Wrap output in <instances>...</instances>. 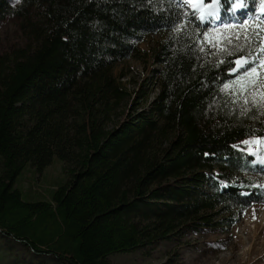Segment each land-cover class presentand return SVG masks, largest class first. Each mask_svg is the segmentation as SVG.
Masks as SVG:
<instances>
[{"label": "trees", "instance_id": "16d2710c", "mask_svg": "<svg viewBox=\"0 0 264 264\" xmlns=\"http://www.w3.org/2000/svg\"><path fill=\"white\" fill-rule=\"evenodd\" d=\"M244 4L240 14L261 7ZM225 8L200 24L180 0H0V30L16 21L0 47V264H110L264 205V163L243 151L250 141L264 153V122L231 110L224 86L239 56L217 59L201 37ZM154 34L147 102L112 69L141 59ZM54 157L69 180L49 201L23 200L16 179Z\"/></svg>", "mask_w": 264, "mask_h": 264}, {"label": "rangeland", "instance_id": "374dc122", "mask_svg": "<svg viewBox=\"0 0 264 264\" xmlns=\"http://www.w3.org/2000/svg\"><path fill=\"white\" fill-rule=\"evenodd\" d=\"M182 5L187 9L189 6ZM231 0H226L225 15L221 19L212 24L211 29H223L225 24L241 25L245 21V28H252L258 35L253 38L250 44L240 41L244 44L241 51H234V46H228L232 54L218 53L214 49L215 58L219 59L223 56H245L252 63H258L261 55L260 49L264 47V40L259 37L264 33L259 32L257 24L258 19H264V7L261 6L258 11H252L246 14L242 12L240 15L231 9ZM231 13H228V11ZM239 10H243V7ZM256 17L257 20H250V17ZM212 20V19H210ZM16 21L8 20L0 30V47L10 44L15 35ZM210 29V30H211ZM233 31H241V29H223L224 33L230 34ZM222 33H214V38H219ZM246 35V33H245ZM161 40L159 35H149L142 43L138 45L141 59L139 57H131L123 62L116 64L112 73L113 76L125 87L127 92L132 93L138 85L143 84L145 92L149 93L147 102L152 101L157 95L156 78H151L149 73L148 57L157 47ZM147 60V61H146ZM230 74L231 71L229 72ZM235 74L230 82L240 75ZM225 97L232 111L238 115L244 116L252 121L260 120L264 122V97L260 95V89L256 91L249 103H244L240 92L235 87L225 89ZM126 111L125 106L118 110V113ZM248 156L252 157L253 164H263L264 153L256 148L255 143L247 144L243 149ZM251 153H255L254 155ZM69 180V175L64 171L63 163L57 158H53L49 166L43 171L36 173L31 166L24 168L22 173L16 179L15 187L19 190L23 200L49 201L52 192L56 188L63 185ZM261 187H264V178H258ZM27 261V258L25 259ZM110 264H264V205H252L243 214L240 215L237 223L232 227L213 233H202L199 235H191L183 238L179 243H172L169 247H159L153 251H134L126 254H115L109 257ZM16 264H19L17 262Z\"/></svg>", "mask_w": 264, "mask_h": 264}, {"label": "snow or ice", "instance_id": "6c2138e0", "mask_svg": "<svg viewBox=\"0 0 264 264\" xmlns=\"http://www.w3.org/2000/svg\"><path fill=\"white\" fill-rule=\"evenodd\" d=\"M222 0H183L184 5L189 6L192 11V16L200 24L205 23L209 19L217 20L220 18V5ZM260 4L264 7V0H260ZM245 7L244 0H235L231 5L233 11L239 10ZM250 20H257V18L250 17ZM249 23L245 21L244 24ZM244 24L239 26L232 24H225L223 29H236L241 31H233L230 34L224 33L223 29H211L201 32L202 41L211 47L216 48L218 53L232 54L229 51L228 46H234V51H241L244 48V44L240 41H245L250 44L254 37L258 35L252 28H245ZM257 24L259 26V32L264 33V19H258ZM185 28L183 23L177 25L174 28L175 32H181ZM214 33H222L219 38H214ZM246 33V35H245ZM264 40V35L259 37ZM203 51V48H201ZM261 55L258 58V63H252L249 59L243 55L237 57L232 63L235 65L231 68V73H241L237 79L233 80L230 85L226 84L225 89L229 87H235L240 92L241 97L244 99V103H249V100L253 97L254 93L260 89H264V47L260 49ZM223 63V61H221ZM223 90V89H222ZM260 95L264 97V91L260 92ZM264 107V105H261ZM258 144L264 145V139L255 141ZM244 144L251 143L250 141H244ZM255 154V153H251ZM264 163V161H261Z\"/></svg>", "mask_w": 264, "mask_h": 264}]
</instances>
